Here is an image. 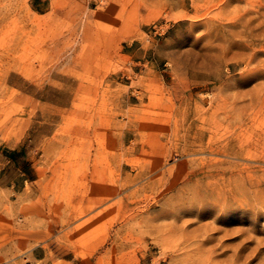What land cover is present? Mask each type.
I'll use <instances>...</instances> for the list:
<instances>
[{
    "label": "rangeland",
    "instance_id": "1",
    "mask_svg": "<svg viewBox=\"0 0 264 264\" xmlns=\"http://www.w3.org/2000/svg\"><path fill=\"white\" fill-rule=\"evenodd\" d=\"M262 52L264 0H0V264H264Z\"/></svg>",
    "mask_w": 264,
    "mask_h": 264
},
{
    "label": "bare ground",
    "instance_id": "2",
    "mask_svg": "<svg viewBox=\"0 0 264 264\" xmlns=\"http://www.w3.org/2000/svg\"><path fill=\"white\" fill-rule=\"evenodd\" d=\"M260 20V19H259ZM257 33V32H256ZM262 53H264V52H262ZM225 203V202H224Z\"/></svg>",
    "mask_w": 264,
    "mask_h": 264
}]
</instances>
